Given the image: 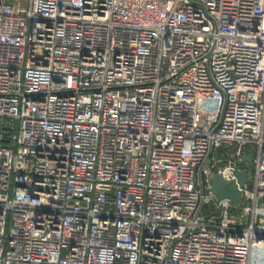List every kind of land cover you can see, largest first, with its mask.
<instances>
[{"label":"built area","instance_id":"obj_1","mask_svg":"<svg viewBox=\"0 0 264 264\" xmlns=\"http://www.w3.org/2000/svg\"><path fill=\"white\" fill-rule=\"evenodd\" d=\"M0 264H264V0H0Z\"/></svg>","mask_w":264,"mask_h":264},{"label":"water","instance_id":"obj_2","mask_svg":"<svg viewBox=\"0 0 264 264\" xmlns=\"http://www.w3.org/2000/svg\"><path fill=\"white\" fill-rule=\"evenodd\" d=\"M246 162L249 165L252 164L250 156L246 158ZM248 173V169L238 171L236 182H226L219 173H216L211 179V193L218 202L221 200H227L231 206L241 205L244 202V196L241 189L248 184ZM200 180L201 177L199 175V181Z\"/></svg>","mask_w":264,"mask_h":264},{"label":"rangeland","instance_id":"obj_3","mask_svg":"<svg viewBox=\"0 0 264 264\" xmlns=\"http://www.w3.org/2000/svg\"><path fill=\"white\" fill-rule=\"evenodd\" d=\"M10 2H12L13 4L20 2L22 5H26V0H10ZM215 201H217L215 199ZM215 213H218V211H215Z\"/></svg>","mask_w":264,"mask_h":264}]
</instances>
